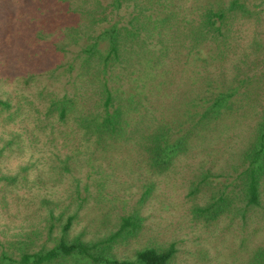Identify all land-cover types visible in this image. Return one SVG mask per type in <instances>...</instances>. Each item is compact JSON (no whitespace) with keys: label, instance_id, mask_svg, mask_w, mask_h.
Returning a JSON list of instances; mask_svg holds the SVG:
<instances>
[{"label":"trees","instance_id":"trees-1","mask_svg":"<svg viewBox=\"0 0 264 264\" xmlns=\"http://www.w3.org/2000/svg\"><path fill=\"white\" fill-rule=\"evenodd\" d=\"M6 5L0 264H176L174 244L123 254L162 179L182 180L197 225L258 220L247 242L264 241V0ZM125 7L129 18L114 21ZM39 74L66 79L64 93L42 88ZM40 140L49 150L36 157ZM67 176L72 190L55 196ZM133 188V212L116 216ZM247 253L264 264V242Z\"/></svg>","mask_w":264,"mask_h":264},{"label":"rangeland","instance_id":"rangeland-1","mask_svg":"<svg viewBox=\"0 0 264 264\" xmlns=\"http://www.w3.org/2000/svg\"><path fill=\"white\" fill-rule=\"evenodd\" d=\"M8 0H0V21L4 23V18L6 16V2ZM9 5V3H8ZM130 7H125L121 12L116 14L114 21L122 17L123 19L129 18L132 9ZM264 37V34H263ZM209 50L207 49L205 53ZM1 64V63H0ZM2 65H0L1 67ZM192 68V67H191ZM194 69V68H192ZM47 74H39L37 78L42 82V88H49L52 90H57L58 93L63 94L66 89L67 81L62 79V82L56 83L54 79L48 78ZM27 93L21 95L26 96ZM28 96V95H27ZM27 136V140L30 139V135L27 129L21 130ZM46 142L40 140L36 143L37 149L34 155L41 157L45 150H49V147L44 146ZM87 179H83L81 182L80 189L81 198L84 196L85 184H87ZM72 181L69 176L66 177L65 182L61 186H57L53 190V194L57 197L66 196L68 190L71 189ZM76 186L73 185V190H77ZM133 185L129 184V188ZM69 188V189H68ZM72 190V189H71ZM93 191V189H92ZM66 193V194H65ZM156 194H160L161 197L152 201L145 210L142 212V231L134 239L130 246L124 249L125 252L129 249H135L139 245H158L161 248H165L171 244H174L178 250L176 264H248L249 263V253L248 248L252 246L256 247L264 242L262 239L256 237L251 238L250 242H247V238L252 237L255 233L258 225V220L251 222L249 227L244 226L243 222L236 220L232 223L222 222L219 229L215 227L204 228L203 225H197L193 221L192 215L188 211L189 203H187L185 187L182 180L163 182L160 181L159 186L156 188ZM141 195L140 188H133L128 191L126 199L129 201V206L125 210L122 206L116 213V216H122L130 214L134 210V206L139 200ZM71 200L66 201L69 203ZM8 221H3L1 225L3 229H8ZM5 226V228H4ZM22 224H17L13 226L14 232L18 230V227ZM85 226V224L83 225ZM119 227L113 226L111 230H117ZM80 229V226H76V229ZM87 237L91 241L94 239L93 231L91 228L87 229ZM113 231V232H114ZM5 238V235H0V241ZM102 238V237H101ZM44 242L45 238L42 236ZM5 242V241H4ZM133 245V246H132ZM117 254L119 248L117 245ZM130 260L134 258L130 257Z\"/></svg>","mask_w":264,"mask_h":264}]
</instances>
